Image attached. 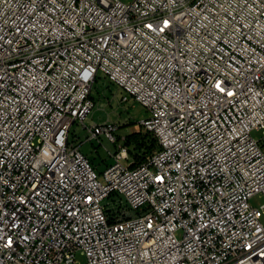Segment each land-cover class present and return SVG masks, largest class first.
Masks as SVG:
<instances>
[{"label": "built area", "instance_id": "1", "mask_svg": "<svg viewBox=\"0 0 264 264\" xmlns=\"http://www.w3.org/2000/svg\"><path fill=\"white\" fill-rule=\"evenodd\" d=\"M100 73L160 146L103 182L70 139ZM254 131L264 0H0V264H264Z\"/></svg>", "mask_w": 264, "mask_h": 264}, {"label": "rangeland", "instance_id": "2", "mask_svg": "<svg viewBox=\"0 0 264 264\" xmlns=\"http://www.w3.org/2000/svg\"><path fill=\"white\" fill-rule=\"evenodd\" d=\"M125 4H130L133 0H121ZM127 96L119 87L109 82V80L99 74L92 89V99L95 102V108L87 117L84 123H74L70 132V139L75 141L81 152L89 159L99 175L100 181H104L103 173L107 166L113 164V154L116 147L107 139L102 137L100 141H89V130L95 125L114 124L119 127L115 133L118 138L117 146H124V138L129 134L139 133L141 123L148 117L149 113L143 105L128 96L124 101L123 97ZM254 139L262 140L264 134L261 131L253 132ZM264 151V139L262 142ZM114 197L105 201V204L112 203ZM254 207L264 206V198L255 197L251 200ZM264 223V217L262 219ZM78 264H85V257L79 255L76 258Z\"/></svg>", "mask_w": 264, "mask_h": 264}, {"label": "trees", "instance_id": "3", "mask_svg": "<svg viewBox=\"0 0 264 264\" xmlns=\"http://www.w3.org/2000/svg\"><path fill=\"white\" fill-rule=\"evenodd\" d=\"M118 142V138H116ZM125 147L131 161V168H136L146 162L147 158L160 150V146L152 133L140 130L139 133L129 134L124 138ZM117 144V143H116ZM116 151L119 147L116 145Z\"/></svg>", "mask_w": 264, "mask_h": 264}, {"label": "snow or ice", "instance_id": "4", "mask_svg": "<svg viewBox=\"0 0 264 264\" xmlns=\"http://www.w3.org/2000/svg\"><path fill=\"white\" fill-rule=\"evenodd\" d=\"M11 243H12V241H11V240H9V241H8V244L10 245Z\"/></svg>", "mask_w": 264, "mask_h": 264}]
</instances>
